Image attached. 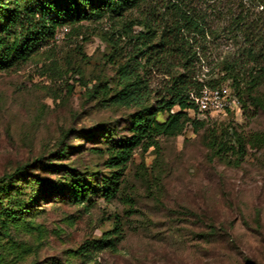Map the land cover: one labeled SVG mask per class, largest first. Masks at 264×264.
Returning <instances> with one entry per match:
<instances>
[{
	"label": "rangeland",
	"instance_id": "1",
	"mask_svg": "<svg viewBox=\"0 0 264 264\" xmlns=\"http://www.w3.org/2000/svg\"><path fill=\"white\" fill-rule=\"evenodd\" d=\"M184 1V6L206 14L212 29L229 27L243 11L247 23L264 20L262 7L252 0ZM167 2L149 4L161 10ZM108 27L86 23L81 35L67 36L30 62L0 71V176L30 165L31 172L55 178L42 170L41 163L64 132L120 120L122 110L85 96L86 86L96 76L112 73L103 64L111 47L99 35ZM234 34L218 35L211 44L214 58L231 56L243 43ZM83 37L88 40L84 56L74 50ZM164 81L153 75L152 90ZM240 111L235 109L238 124L264 132V111L250 121ZM199 118L221 122L226 116L206 110ZM117 133L124 135L121 123ZM202 133L188 127L177 137L159 138L157 147L137 150L125 171L123 190L111 202L41 201L35 208L43 232L16 233V243L0 232V264L67 259L76 264H264V149L248 155L240 166L210 162ZM76 135L69 132L65 141L83 148L66 163L105 170V158L95 155L93 148L103 145L78 140ZM109 230L116 236L115 250L91 248L81 253L80 247ZM72 251L75 258L69 256Z\"/></svg>",
	"mask_w": 264,
	"mask_h": 264
},
{
	"label": "trees",
	"instance_id": "2",
	"mask_svg": "<svg viewBox=\"0 0 264 264\" xmlns=\"http://www.w3.org/2000/svg\"><path fill=\"white\" fill-rule=\"evenodd\" d=\"M149 1L0 0V71L30 62L67 36L81 35L86 23L108 25L99 35L111 47L103 64L112 73L96 76L86 86L85 96L123 111L113 123L64 132L48 160L41 163L42 170L55 178L31 172L30 165L0 176V232L8 240L18 242L13 238L16 233L43 232L36 223L40 211L35 208L43 200L71 204H93L95 198L113 201L123 190L125 171L137 150L157 147L159 138L177 137L188 127L194 133L203 132L210 162L240 166L248 155L264 149V132L245 130L236 122L235 112L241 110L250 121L264 111V94L260 93L264 87V20L247 23L249 17L243 11L229 27L217 30L208 24L206 14L184 6V0H168L161 10ZM252 1L264 12V0ZM65 26L69 32L57 40ZM135 27L141 30L135 31ZM225 31L235 33L243 43L231 56L216 59L211 44ZM87 41L83 37L74 50L84 56ZM153 75L165 80L159 89L150 86ZM225 84L239 105L227 108L221 122L199 118L201 112L193 97H199L205 88ZM120 123L124 135L118 137ZM69 132L77 133L78 140L103 145L93 148L95 155L105 158V170L66 163L83 148L65 141ZM115 238L111 230L106 231L80 247L81 253L91 248L115 250ZM75 253L69 256L75 258ZM44 264L76 263L67 259Z\"/></svg>",
	"mask_w": 264,
	"mask_h": 264
},
{
	"label": "built area",
	"instance_id": "3",
	"mask_svg": "<svg viewBox=\"0 0 264 264\" xmlns=\"http://www.w3.org/2000/svg\"><path fill=\"white\" fill-rule=\"evenodd\" d=\"M69 32L68 27H63L57 34L56 39L60 40L62 35ZM193 97V96H192ZM203 114L206 110L224 112L227 108L239 105L238 98L232 93L229 87L222 86L214 89L205 88L199 97H193Z\"/></svg>",
	"mask_w": 264,
	"mask_h": 264
}]
</instances>
